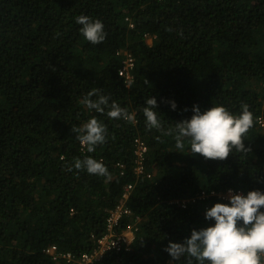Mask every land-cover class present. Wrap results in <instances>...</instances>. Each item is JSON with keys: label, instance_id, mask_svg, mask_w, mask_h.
<instances>
[{"label": "trees", "instance_id": "16d2710c", "mask_svg": "<svg viewBox=\"0 0 264 264\" xmlns=\"http://www.w3.org/2000/svg\"><path fill=\"white\" fill-rule=\"evenodd\" d=\"M81 14L103 22V42L85 39ZM121 50L135 58L130 86L118 73ZM263 83L264 0H0V264H63L45 250L53 243L77 257L92 251L93 234H105L130 183L129 205L143 218L132 247L92 264H187L171 260L169 241L207 226L206 208L227 201L211 196L183 208L170 200L231 186L264 190V130L254 123L248 150L224 159L191 154L187 143L180 153L172 136L147 128L145 100L157 98L165 128L190 118L194 105L239 114L248 104L259 117ZM92 89L136 120L89 110L81 101ZM93 116L106 140L89 153L73 128ZM138 136L152 177L134 170ZM85 156L102 161L110 178L68 170Z\"/></svg>", "mask_w": 264, "mask_h": 264}, {"label": "clouds", "instance_id": "9594fccd", "mask_svg": "<svg viewBox=\"0 0 264 264\" xmlns=\"http://www.w3.org/2000/svg\"><path fill=\"white\" fill-rule=\"evenodd\" d=\"M76 23L81 25L80 32L87 41L99 44L106 39L107 33L100 19L81 14L76 17ZM98 93L99 89H92L81 103L89 110L100 113L107 109L106 114L110 118L134 119L127 108L115 100L110 102L108 95ZM93 96L96 98L93 99ZM169 103L173 110L177 108L175 100ZM157 106L155 96L145 100L143 113L147 128L172 136L180 153H183L187 143L189 153L212 159H224L233 149L247 151L244 139L259 119L254 117L248 104L241 105L239 114H234L222 104L203 111L194 105L190 118L165 128L158 116ZM73 132L77 133L76 138L82 144L87 145L89 153L106 140V126L95 116L79 128H73ZM73 167L110 178L107 166L93 156L76 158L68 170ZM204 217L210 221L207 226L192 229L190 236L182 242L169 241L165 251L172 261L185 259L187 264H264V190H249L247 193L229 190L227 202H216L206 208Z\"/></svg>", "mask_w": 264, "mask_h": 264}, {"label": "built area", "instance_id": "2783aa9c", "mask_svg": "<svg viewBox=\"0 0 264 264\" xmlns=\"http://www.w3.org/2000/svg\"><path fill=\"white\" fill-rule=\"evenodd\" d=\"M130 26L133 27L134 24L130 23ZM154 38L155 36H149L147 40L152 43ZM120 53H122L124 57L119 67L118 73L119 76L124 79L126 85L130 86L134 80L133 68L135 64V58L129 50H121ZM131 115L133 118H135V113H131ZM258 118V125L264 130V116L260 115ZM134 141L136 163L134 170L138 176L152 177V173L147 171L145 165L146 154L149 150L148 144L140 136L136 137ZM81 145V148L83 149L86 144L81 143ZM118 165L123 166V164L120 162ZM134 186L135 185L132 183L128 184L124 189L120 202L114 209L109 210L105 234L100 237H97L93 234V238L96 240V245L92 251L85 252L80 257H77L72 252L61 251L58 245L53 243L45 249L46 252L49 253L54 260H58L63 264H92L94 261L100 260L102 256L109 250H130L140 228V222L143 220L139 214L134 213L133 209L129 205ZM229 190L246 193L242 188L231 186L219 190H202L193 197H187L183 199L175 198L170 200V203L179 204L181 207L186 208L191 202L197 201L199 199H206L211 196H216L221 200L227 201ZM125 219L131 220L124 225V228H119Z\"/></svg>", "mask_w": 264, "mask_h": 264}, {"label": "rangeland", "instance_id": "374dc122", "mask_svg": "<svg viewBox=\"0 0 264 264\" xmlns=\"http://www.w3.org/2000/svg\"><path fill=\"white\" fill-rule=\"evenodd\" d=\"M148 41V40H147ZM148 43H151L150 41H148Z\"/></svg>", "mask_w": 264, "mask_h": 264}]
</instances>
